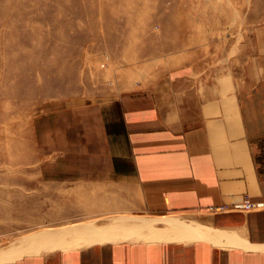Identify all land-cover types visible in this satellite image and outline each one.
Returning <instances> with one entry per match:
<instances>
[{
	"label": "rangeland",
	"instance_id": "rangeland-1",
	"mask_svg": "<svg viewBox=\"0 0 264 264\" xmlns=\"http://www.w3.org/2000/svg\"><path fill=\"white\" fill-rule=\"evenodd\" d=\"M249 51H264V0H0V264L102 223L48 217L64 168L118 147L109 102L210 52L239 62Z\"/></svg>",
	"mask_w": 264,
	"mask_h": 264
},
{
	"label": "crops",
	"instance_id": "crops-1",
	"mask_svg": "<svg viewBox=\"0 0 264 264\" xmlns=\"http://www.w3.org/2000/svg\"><path fill=\"white\" fill-rule=\"evenodd\" d=\"M262 52L239 62L210 52L170 68L162 86L109 102L122 117L118 147L64 168L61 211L48 217L102 226L72 225L75 239L47 251L63 250L3 264H264V208L211 210L264 204Z\"/></svg>",
	"mask_w": 264,
	"mask_h": 264
},
{
	"label": "built area",
	"instance_id": "built-area-1",
	"mask_svg": "<svg viewBox=\"0 0 264 264\" xmlns=\"http://www.w3.org/2000/svg\"><path fill=\"white\" fill-rule=\"evenodd\" d=\"M264 208V204L262 202H253L251 199L248 197L244 198V200L240 203L234 204L233 206H218L211 208L212 211L215 212H220V211H225L228 209L236 210V211H252V210H258Z\"/></svg>",
	"mask_w": 264,
	"mask_h": 264
},
{
	"label": "bare ground",
	"instance_id": "bare-ground-1",
	"mask_svg": "<svg viewBox=\"0 0 264 264\" xmlns=\"http://www.w3.org/2000/svg\"><path fill=\"white\" fill-rule=\"evenodd\" d=\"M1 77V76H0ZM162 98V97H161ZM12 99V98H11ZM161 100V99H160ZM12 102V101H11ZM13 103V102H12ZM10 105V104H9ZM7 107V106H6ZM9 107V106H8ZM2 109V108H1ZM8 109V108H7ZM9 118L11 119L13 116L11 115V112L9 111ZM12 119H14V118H12ZM8 120V119H7ZM24 121H26V120H24ZM16 123V122H15ZM27 123V122H26ZM11 126V125H10ZM25 128H26V126H25ZM16 132V131H15ZM6 136V135H5ZM14 136V135H13ZM11 137V136H10ZM16 137V136H15ZM16 139V138H15ZM5 144V143H4ZM4 170V169H3ZM12 170V169H11ZM11 172V171H10Z\"/></svg>",
	"mask_w": 264,
	"mask_h": 264
}]
</instances>
